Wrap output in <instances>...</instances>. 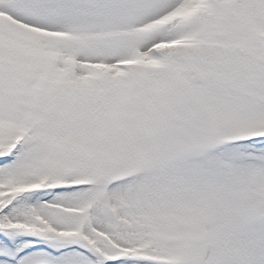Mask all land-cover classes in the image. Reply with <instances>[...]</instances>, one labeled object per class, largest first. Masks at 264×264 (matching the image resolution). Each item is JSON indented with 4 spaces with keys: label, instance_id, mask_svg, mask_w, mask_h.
<instances>
[{
    "label": "rangeland",
    "instance_id": "1",
    "mask_svg": "<svg viewBox=\"0 0 264 264\" xmlns=\"http://www.w3.org/2000/svg\"><path fill=\"white\" fill-rule=\"evenodd\" d=\"M179 1L0 0V264H264V0Z\"/></svg>",
    "mask_w": 264,
    "mask_h": 264
},
{
    "label": "trees",
    "instance_id": "2",
    "mask_svg": "<svg viewBox=\"0 0 264 264\" xmlns=\"http://www.w3.org/2000/svg\"><path fill=\"white\" fill-rule=\"evenodd\" d=\"M4 222H5L4 217L1 218V216H0V223H3V224H0V226L5 225Z\"/></svg>",
    "mask_w": 264,
    "mask_h": 264
}]
</instances>
